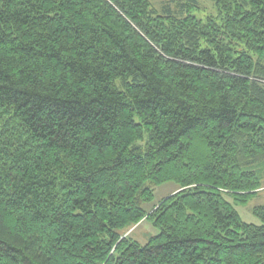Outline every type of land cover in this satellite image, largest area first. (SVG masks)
Returning a JSON list of instances; mask_svg holds the SVG:
<instances>
[{
    "label": "trees",
    "instance_id": "obj_1",
    "mask_svg": "<svg viewBox=\"0 0 264 264\" xmlns=\"http://www.w3.org/2000/svg\"><path fill=\"white\" fill-rule=\"evenodd\" d=\"M214 1L0 0V264H264V0Z\"/></svg>",
    "mask_w": 264,
    "mask_h": 264
},
{
    "label": "rangeland",
    "instance_id": "obj_2",
    "mask_svg": "<svg viewBox=\"0 0 264 264\" xmlns=\"http://www.w3.org/2000/svg\"><path fill=\"white\" fill-rule=\"evenodd\" d=\"M155 6L159 7L163 3L176 1V0H151ZM179 1V0H178ZM186 2H193L195 7L192 12L206 19L207 16H219L220 12L217 8L214 0H181ZM264 184V176H263ZM179 185L173 181L164 183L162 185L155 186V200L145 205L147 210H152L155 203H158L161 199L172 195L178 191ZM260 204H264V186L260 189L258 195L253 198L247 205H237L236 208L240 213L242 219L248 223L260 224L261 220L254 214V207ZM124 236L131 235L134 239H137L141 243L145 244L150 237L159 233V230L153 226L150 221H142L139 224L129 228L124 232Z\"/></svg>",
    "mask_w": 264,
    "mask_h": 264
}]
</instances>
